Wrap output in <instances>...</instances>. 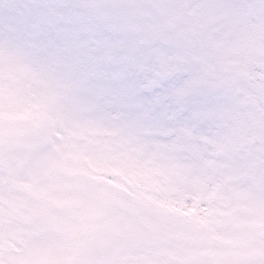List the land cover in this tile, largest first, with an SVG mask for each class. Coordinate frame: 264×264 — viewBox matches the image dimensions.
Wrapping results in <instances>:
<instances>
[{"label": "snow or ice", "instance_id": "obj_1", "mask_svg": "<svg viewBox=\"0 0 264 264\" xmlns=\"http://www.w3.org/2000/svg\"><path fill=\"white\" fill-rule=\"evenodd\" d=\"M0 264H264V0H0Z\"/></svg>", "mask_w": 264, "mask_h": 264}]
</instances>
